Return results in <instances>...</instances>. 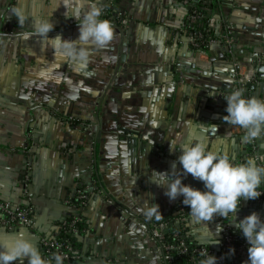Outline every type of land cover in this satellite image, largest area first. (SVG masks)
Masks as SVG:
<instances>
[{"label": "crops", "instance_id": "obj_1", "mask_svg": "<svg viewBox=\"0 0 264 264\" xmlns=\"http://www.w3.org/2000/svg\"><path fill=\"white\" fill-rule=\"evenodd\" d=\"M92 4L103 9L101 19L113 25L114 39L105 49L89 46L86 62L55 56L33 32L36 20L51 19V38L76 40L73 16ZM17 6L29 17L23 27L12 14ZM213 12L220 24H231L235 45L232 54L211 45V67L203 70L184 60L193 51L178 40L185 22L179 0H0V201L22 205L30 198L35 220L32 229L0 224V234L23 235L42 253L41 238L61 234L60 223L78 212L68 200L87 186L89 199L80 209L84 230L75 238L69 264H161L145 224L172 218L183 199L170 201L165 189L150 181L152 171L171 172L190 134L236 163L264 157V136L244 142L243 129L219 121L227 115L224 96L236 86L237 62L264 60V0H221ZM25 33L31 34L27 40ZM263 81L254 79L256 86L244 88L245 97L264 100ZM183 183L188 185V175ZM252 212L264 220V203L242 200L237 219ZM227 219L237 230L235 216ZM186 229L193 245L220 254L219 215L203 223L189 210ZM247 259L227 258L225 264Z\"/></svg>", "mask_w": 264, "mask_h": 264}, {"label": "clouds", "instance_id": "obj_2", "mask_svg": "<svg viewBox=\"0 0 264 264\" xmlns=\"http://www.w3.org/2000/svg\"><path fill=\"white\" fill-rule=\"evenodd\" d=\"M12 14L21 27L29 19L22 6L14 7ZM102 15L103 9L96 4L82 15L77 12L73 16L79 25L76 40H66L59 34L51 38L49 33L54 29L51 19L36 20L32 25L33 32L47 41L55 56L86 62L89 46L105 49L114 39L113 25L109 20L101 19ZM30 37V33L24 34V39ZM224 99L227 115L223 120L244 130V142H253L264 136V100L256 96L245 97L243 89L231 91ZM170 149L177 151L172 143ZM178 151L181 155L173 162L171 172L153 170L150 181L164 188V194L170 201L182 196V203L190 209L197 222L209 223L217 215L225 219L229 214L235 216L232 223L249 245L245 264H264V220L258 212H252L242 220L237 219L242 200H254L262 195L258 189L264 183V166L258 164V160L264 161V157H248L244 162L236 163L227 152L210 150L205 141L194 139L191 134ZM177 164L182 168H177ZM189 174L203 182L205 190L184 184L183 179ZM153 175L158 179H152ZM201 255L205 258L200 264H218L214 255L203 252ZM25 260L27 264H63L64 256L57 252L45 257L39 247L23 235L0 234V264H23Z\"/></svg>", "mask_w": 264, "mask_h": 264}, {"label": "built area", "instance_id": "obj_3", "mask_svg": "<svg viewBox=\"0 0 264 264\" xmlns=\"http://www.w3.org/2000/svg\"><path fill=\"white\" fill-rule=\"evenodd\" d=\"M185 8L184 28L181 30V36L178 37L180 43H187V46L192 49V55L185 57L188 63L194 64L196 67L203 70H208L211 67V62L208 59V48L211 45H220L225 47L229 54L233 53L235 45V35L232 26L228 22L222 21L219 23L217 16L213 10L219 5L221 0H179ZM121 18L122 14L117 15ZM121 22H125L124 20ZM221 25L220 32L216 34V28ZM236 71V86L235 89L245 88V84L254 80V64L238 61ZM73 122L75 119H71ZM81 124H85L81 122ZM88 126V125H86ZM226 136L231 135L230 130H225ZM31 157L25 160L23 184L24 190L27 192L28 182L30 180V172L32 169ZM235 162V161H234ZM262 193L260 197L254 199L258 203H264V188H259ZM28 202L22 205H14L8 201H0V224L6 227L21 226L32 229L35 226L33 218L34 210ZM88 187L79 186L73 195L68 200V203L73 204L77 208V213L68 215L61 223V234L54 237L41 238L42 254L45 257H50L53 253L59 252L64 256L63 264H69L74 256V239L83 229V216L80 209L87 205ZM189 210L182 201L177 203L175 215L170 219H151L145 224V228L149 233L152 241L157 245L160 251L161 264H178L177 257H181L187 252H190V260L192 264H200V261L205 257L201 253L214 255L218 258V264H225L227 258L239 259L248 256V243L246 239L237 243L233 235L235 230L231 224L223 217L222 225L224 236L220 254L215 255L210 247L203 245H189L185 239L180 238L177 231L173 232L172 237L176 241H170L166 237L169 227L175 223L176 227L186 229V222ZM232 249L235 251L232 252ZM113 264L116 260H112Z\"/></svg>", "mask_w": 264, "mask_h": 264}, {"label": "trees", "instance_id": "obj_4", "mask_svg": "<svg viewBox=\"0 0 264 264\" xmlns=\"http://www.w3.org/2000/svg\"><path fill=\"white\" fill-rule=\"evenodd\" d=\"M175 231H177L178 233H179V236H180V238H183V239H185L186 240V242L190 245L191 244V242L189 241V238L187 237V229H182L181 227H176L175 226V223H173L170 227H169V229H168V231H167V233H166V237H167V239H169L170 241H176V239H173V237H172V234H173V232H175ZM233 235H234V237H235V241L237 242V243H240V242H242V241H244V237H243V234H242V232L241 231H239V230H233ZM76 238V237H75ZM75 240L76 239H74V245H75ZM190 255H191V253L190 252H187V253H185L184 255H182L181 257H177V263L178 264H192V262H191V260H190Z\"/></svg>", "mask_w": 264, "mask_h": 264}, {"label": "water", "instance_id": "obj_5", "mask_svg": "<svg viewBox=\"0 0 264 264\" xmlns=\"http://www.w3.org/2000/svg\"><path fill=\"white\" fill-rule=\"evenodd\" d=\"M263 52H264V49H263ZM262 56H263L262 58L264 59V54ZM123 60H124L123 57H121V61H123ZM249 61L250 62H248V63L252 62V60H249ZM253 68H254V79H258L259 81L264 80V60L260 63L254 64ZM237 69H238V67H237ZM255 86H256V84H254L253 80H250L245 84L246 89L254 90ZM261 86H262V88L264 87V81L261 83ZM220 120H223V117H220L219 121ZM217 123L219 124V122H217ZM211 128H213L214 130H217V127H211ZM188 185H191L194 188L200 189L202 191L205 190L203 182L193 178L190 174L188 175ZM182 199H183V197H182Z\"/></svg>", "mask_w": 264, "mask_h": 264}]
</instances>
